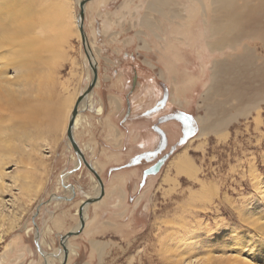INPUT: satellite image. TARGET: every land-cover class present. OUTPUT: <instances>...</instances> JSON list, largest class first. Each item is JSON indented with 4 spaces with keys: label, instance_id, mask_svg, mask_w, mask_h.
I'll list each match as a JSON object with an SVG mask.
<instances>
[{
    "label": "rangeland",
    "instance_id": "rangeland-1",
    "mask_svg": "<svg viewBox=\"0 0 264 264\" xmlns=\"http://www.w3.org/2000/svg\"><path fill=\"white\" fill-rule=\"evenodd\" d=\"M79 1L70 2L74 30L78 26ZM151 1L87 3L84 28L98 60L100 85L95 88L89 109L81 114L88 124L81 127L80 123L81 128L76 130L88 161L92 158L90 161L95 162L107 188L105 195L86 210L83 232L68 239L77 252L68 264H179L184 259L203 264L213 257L204 264H243L234 253L241 249L235 247L242 243H237V238L255 242L261 236L259 240L264 242V103L259 113L252 111L233 122L224 139L214 134L200 137L198 120L206 119L209 112L204 94L211 84L213 62L230 54L229 49L223 54L214 53L206 45L203 27L209 14H198L191 20L192 30L186 31L182 43L160 31L153 34L142 26ZM68 41L64 59L57 60L53 70L54 82L46 85L48 80L43 77L37 84L45 104L44 125L34 135L40 137V146L50 144L43 149L47 157L41 159L33 146H25L24 152L16 145L8 160L5 181L11 187L1 198L7 207L5 212L18 222L11 226L7 221L0 229V264H46L42 253L60 264L61 237L77 228L81 202L87 201V196H97V179L87 167L75 166L66 133L57 126L65 119L68 99L85 90L90 76L81 40L74 33ZM131 99L135 112L128 115ZM114 101L121 103L116 114L114 106L110 108ZM98 109L102 112L99 115ZM19 119L14 118L15 122ZM129 120L133 128L138 127V133L134 144L125 140L122 149L128 152L131 162L126 171L133 172V178L121 186L111 181L116 173L112 175L109 169L100 172L96 157L105 162L100 144L95 150L88 149L81 144L80 135L96 137V142L99 131L113 137L120 135L117 131L130 136ZM144 142L146 147L139 146ZM185 153L197 168V176L176 174L173 164ZM165 155L168 158L161 171L142 184L143 171ZM13 176L19 178L17 187ZM65 177L67 185L76 189L74 198L62 186ZM24 184V188L35 191L30 203L26 202L29 191L21 192ZM64 195L71 199L56 201V196ZM181 224H193L195 240L199 235L207 236L202 253L184 244L183 250L189 255H182L181 248L163 251L165 236ZM39 230L42 236L37 238ZM183 238L181 242H193ZM256 253L247 248L241 259L261 264Z\"/></svg>",
    "mask_w": 264,
    "mask_h": 264
},
{
    "label": "bare ground",
    "instance_id": "bare-ground-1",
    "mask_svg": "<svg viewBox=\"0 0 264 264\" xmlns=\"http://www.w3.org/2000/svg\"><path fill=\"white\" fill-rule=\"evenodd\" d=\"M81 1H79V10ZM89 1L93 0H87L84 5V22ZM70 2L71 0H0V198L11 187L6 185L5 180L8 174V160H11L13 156L14 146L19 145L24 152L27 149H25V146H33L34 153L40 155L41 159L47 157L46 153L48 152H44L43 149L44 147H50V144L45 142L44 145L40 146L38 143L40 137H38V134L34 135L36 130L44 125L43 107L45 104L40 94L42 92L37 84L41 82L43 77L48 80L46 85L54 82L53 70L57 60L61 61L64 59L65 47L69 44L68 39L74 33L81 40L89 63V83L81 94H76L73 96L74 98L70 97L68 99L65 106V119L57 126L60 127L63 133H66L68 138L70 122L74 111L77 110L73 118L72 137L84 154L76 140L75 132L82 121V111L89 109L94 90L99 85V64L94 46L85 28L89 45H87V48L83 45L82 32L79 26L81 23L80 11L77 16L78 26L76 30L72 27ZM198 14H209L210 16L205 28L203 27L204 33L207 34L205 43L208 48L214 53L223 54L228 49L230 52V54H226L227 56L213 62L211 84L204 94L208 103L206 107L209 112L206 119L201 118L198 120L201 130L200 137L205 138L214 134L218 138L224 139L228 135V128L233 122L240 117L250 115L252 111L259 113L261 104L264 103V0H152L147 7L144 18L142 17V26L151 30L153 34H156V31H160L159 33L165 35L169 34L173 36L172 38H178L175 39L182 43L183 35L192 30L191 20ZM90 63L96 68L98 77L89 93L86 96H82L90 89L94 77V71ZM29 76L31 78H28ZM17 111L22 113L14 114ZM13 117L17 119L20 117V121L15 122ZM68 144L73 149L78 164L85 165L84 161L76 154L70 138H68ZM173 167L178 176H197V168L187 156V153L180 156L174 162ZM18 179L17 176H13L15 187L18 186L16 184ZM62 186L67 188L64 181ZM24 187H27V185L24 184L22 186L21 192L29 191L26 194L29 197L26 202L30 203L34 198L35 191ZM99 189L100 191H97L96 197L88 199L95 200L94 203L98 199L100 200L104 195L103 191L100 198L102 191L100 183ZM72 193L75 195L74 192ZM55 198L63 197L56 196ZM89 205L85 201L81 206L84 227L81 230L79 218L77 228H75V231H71L77 233L74 236L81 234L86 226L85 215ZM6 209V204L1 198L0 229L7 224V221L10 222L11 226H15L18 222L17 219L14 220V215H8L5 212ZM184 225L181 224L180 227L183 232L180 231V228H176L172 234L165 236L166 238L163 240L162 245L164 252L175 248L183 250V244L186 246L192 245L190 250H198L199 253L201 250H205L203 245L207 236L199 235V238L195 240V236L192 235L193 224L190 226ZM38 232L40 235V231ZM255 236L257 237V235ZM183 237L193 242L185 243L187 240L181 242ZM259 237H257L255 242L254 240L245 242L246 239L243 237L237 238V243H242L236 244L235 247H240L241 249H235L234 253H236L235 256L237 255L238 258L240 257V262L251 264L252 261L247 262V260L241 259L243 252L248 248L252 253L258 251L255 255L259 257V262L264 264V255H261L262 252L264 253V249H262L264 242H261ZM68 239L70 238L63 239L67 254L61 244L60 264H68L70 256L77 253L71 247ZM40 243L37 245L38 248H40ZM43 244L44 242H42ZM255 247L257 250H255ZM181 253L182 255L190 254L185 249ZM42 255L46 264H54L52 261L55 259L51 261L46 254L42 253ZM213 258L204 260L203 264L212 261ZM248 258L250 257L247 256ZM252 258L251 260L257 259ZM193 262L195 263L193 260L187 261V259H184L179 264H193ZM199 263L200 260H198L197 264Z\"/></svg>",
    "mask_w": 264,
    "mask_h": 264
},
{
    "label": "crops",
    "instance_id": "crops-1",
    "mask_svg": "<svg viewBox=\"0 0 264 264\" xmlns=\"http://www.w3.org/2000/svg\"><path fill=\"white\" fill-rule=\"evenodd\" d=\"M98 87V86H97ZM96 87V88H97ZM98 101L100 102V99H98ZM132 103V99L128 101V111H127V114L129 115V113H132V112H135L134 111V108L135 106L134 105H131ZM118 104L121 105V103L119 101H114V104L111 106L110 105V108L114 106V110H115V114L118 113L120 110H118ZM100 108V106H99ZM99 110V109H98ZM98 115L101 114L102 112L99 110L97 111ZM134 117V116H133ZM133 117L131 119H133ZM131 124V129H130V136H128V132H118L117 133H120V135L118 134L116 137H113L111 136L110 134H108V132L106 133V131H99L100 135H99V141L96 142L94 141V139L96 137H91V138H88L86 137L84 133H82V135H80V142L82 145H87L88 149H93L95 150L97 147L95 146L97 144V146L100 144V148L102 151H104V154H105V162H101L99 161V158H97V162L100 166V172L102 171H106L107 169H109V172H111V174L113 175L114 173H116L114 176L113 175V179L111 181L114 180V182L117 184V183H120L121 186L124 185L126 186V184H128V182L133 178V172H127L126 170L128 169V165L129 163L131 162L129 159H128V152L127 150L125 149H122V146L124 145V143L129 139L130 143L134 144V136H135V133L137 132V129L138 127H135L133 128V121L132 120H129ZM127 122V121H126ZM88 124V121H87V118L84 116V118L82 119L81 121V127H83L84 125H87ZM80 126L77 127V128H81ZM101 127V126H100ZM137 128V129H136ZM101 129V128H100ZM106 133V134H104ZM138 133V132H137ZM87 134H90V131L89 133ZM75 135H76V140L78 141V138H77V130L75 132ZM82 139V140H81ZM126 140V141H125ZM79 143V141H78ZM102 144L105 147L102 146ZM80 145V143H79ZM81 149L84 151V148H82V146L80 145ZM120 148V150H119ZM113 149V150H112ZM117 152H113L115 150ZM122 149V150H121ZM119 151V152H118ZM84 154H85V151H84ZM87 158V157H86ZM101 159V158H100ZM90 160H92V158H90ZM93 161V160H92ZM91 161V162H92ZM93 164L95 162H92ZM104 165V166H102ZM95 166V164H94ZM96 167V166H95ZM113 167V168H112ZM114 168H117L116 172L113 171L112 169ZM96 170V169H95ZM105 188L106 187V184H105ZM107 190V189H106ZM105 195V193H104ZM103 195V196H104ZM89 197V196H87ZM82 203V202H81ZM96 203V202H95ZM95 203H93L92 205H94ZM83 232V231H82ZM75 237V236H74Z\"/></svg>",
    "mask_w": 264,
    "mask_h": 264
},
{
    "label": "water",
    "instance_id": "water-1",
    "mask_svg": "<svg viewBox=\"0 0 264 264\" xmlns=\"http://www.w3.org/2000/svg\"><path fill=\"white\" fill-rule=\"evenodd\" d=\"M86 1L87 0H82L81 4H80L81 23L79 24L80 30L82 32V37H83V45H84L85 48H87V45H89L85 30H84V5L86 4ZM86 52H87V50H86ZM87 55H88V52H87ZM90 65H91V67H92V69L94 71V77H93L90 89H88L82 96H86L89 93V91L91 90V88L93 87V85L95 83L96 78L98 77L96 68L94 66H92V63H90ZM76 112H77V110L74 111L73 117H72L71 122H70V127H69V130H68V138H70L71 142L73 143V147L75 149L76 154L84 161L85 166L93 173V175L96 177V179L100 183L101 190H102L101 191V195H100V198H101L102 193L104 191V183H103L100 175H98V173L95 171V169L92 167V165L90 163H88V161L86 160L85 155L81 152L80 148L78 147L77 143L74 141V139L72 137V125H73V121H74L73 118H74ZM167 158H168V156H165L164 158L160 159L156 164L148 167L147 169H145L143 171L142 184H145L149 177L157 175L160 172V170L162 169V167H163L165 161L167 160ZM142 184H141V186H142ZM94 201L95 200H92V199L89 200L88 199L87 200V204H92V203H94ZM81 211H82V207L80 208V222H81V230H82L83 227H84V218L82 217ZM76 234L77 233L69 232L65 237H61V241L60 242L63 245V247H64L63 239L71 238V237H73ZM37 238H39V234H38ZM64 251L67 254L66 247H64Z\"/></svg>",
    "mask_w": 264,
    "mask_h": 264
},
{
    "label": "flooded vegetation",
    "instance_id": "flooded-vegetation-1",
    "mask_svg": "<svg viewBox=\"0 0 264 264\" xmlns=\"http://www.w3.org/2000/svg\"><path fill=\"white\" fill-rule=\"evenodd\" d=\"M100 70V69H99ZM98 74H99V72H98ZM99 85H100V76H99ZM98 85V86H99ZM98 88V87H97ZM95 91H96V89L94 90V93H95ZM96 102V101H95ZM184 123L185 124H187L188 122L186 121V120H184ZM147 142H144L143 144L141 143V144H139V146H141V147H146V144ZM74 158L76 159L75 160V166H77V167H84L85 165L84 164H82V165H80V164H78V161H77V157H76V155H75V153H74ZM166 156V155H165ZM165 156H163L162 158H164ZM85 157H86V155H85ZM162 158H160V159H162ZM160 159H158L155 163H153L152 165H154V164H156ZM86 160L88 161V159L86 158ZM88 163H90V164H92V166L96 169V171L98 172V170H97V168L94 166V164L89 160L88 161ZM151 165V166H152ZM86 167V166H85ZM89 172H90V170H89ZM94 176V175H93ZM94 178H95V176H94ZM96 179V178H95ZM66 181H68L67 180V178L65 177V179H64V183H65V186H67V188H64L65 190H66V193L69 195V196H71V197H75L76 195H77V192H76V189H75V187H74V185H72L71 184V187H69V184L67 185V182ZM97 181V180H96ZM64 187V186H63ZM72 189H74L75 191H72ZM98 190L100 191V189H99V186H98ZM70 191V192H69ZM72 192H74L75 193V195H73V193ZM104 192H105V188H104ZM97 193V192H96ZM96 195V194H95ZM69 196H63V198H59V199H57L56 198V201H58V202H67L68 200L67 199H69ZM90 197H92V196H89V197H87V199L88 198H90ZM84 203V201H82V204ZM82 206V205H81ZM79 216V215H78ZM80 218V217H79ZM79 222V221H78ZM35 223V222H34ZM47 229L48 228H46V230L44 231L45 233L47 232ZM40 231V230H39ZM44 232H43V234H44ZM40 235H41V232H40ZM61 249H62V246H61ZM61 249H60V252H61Z\"/></svg>",
    "mask_w": 264,
    "mask_h": 264
}]
</instances>
